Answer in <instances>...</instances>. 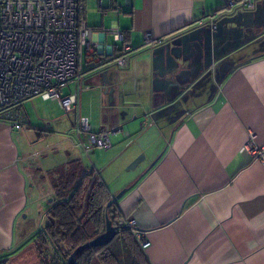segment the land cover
<instances>
[{
    "label": "crops",
    "instance_id": "0c3cea01",
    "mask_svg": "<svg viewBox=\"0 0 264 264\" xmlns=\"http://www.w3.org/2000/svg\"><path fill=\"white\" fill-rule=\"evenodd\" d=\"M229 1H81L95 55L80 49V82L64 89L74 105L33 95L0 114V264L37 254L48 197L54 203L63 186L80 183L86 193L95 179L111 198L126 189L114 205L149 242L150 264H264V165L244 149L264 146V0L247 16L240 47L155 82L150 40L224 13ZM104 59L108 85L92 76ZM80 117L93 131L120 128L109 148L84 150Z\"/></svg>",
    "mask_w": 264,
    "mask_h": 264
},
{
    "label": "built area",
    "instance_id": "2783aa9c",
    "mask_svg": "<svg viewBox=\"0 0 264 264\" xmlns=\"http://www.w3.org/2000/svg\"><path fill=\"white\" fill-rule=\"evenodd\" d=\"M230 2L237 8L255 7V0ZM111 32L115 41L122 42L120 51L129 52L122 32ZM91 35L78 0H0V114L33 95L56 100L61 108L70 109L75 100L64 89L71 82H80V49L85 47L95 55ZM145 38L150 40V35L145 34ZM115 61L122 66L124 59L120 55ZM119 129L93 131L86 117L77 123V130L87 135L85 151L109 148V134ZM244 149L264 165V146L249 141ZM125 222L135 227L133 220ZM136 237L143 248L148 246L139 231Z\"/></svg>",
    "mask_w": 264,
    "mask_h": 264
},
{
    "label": "trees",
    "instance_id": "16d2710c",
    "mask_svg": "<svg viewBox=\"0 0 264 264\" xmlns=\"http://www.w3.org/2000/svg\"><path fill=\"white\" fill-rule=\"evenodd\" d=\"M82 0H78L79 12ZM111 194L95 179L88 191L82 183L63 186L48 210V223L36 243L39 264H66L68 255L79 245L105 229V214L117 227L114 238L101 247H91L77 255V264H150L136 237L115 205L107 207ZM51 252L44 254L43 249Z\"/></svg>",
    "mask_w": 264,
    "mask_h": 264
},
{
    "label": "water",
    "instance_id": "95a60500",
    "mask_svg": "<svg viewBox=\"0 0 264 264\" xmlns=\"http://www.w3.org/2000/svg\"><path fill=\"white\" fill-rule=\"evenodd\" d=\"M253 9L237 8L234 3L229 1L227 11L224 13H215L206 21L199 22L196 26L180 31L166 40L163 38L150 40L155 43L152 49L153 64L158 69V76L155 82L159 83L160 77L166 79L168 73L183 67L185 62L190 60L202 61L204 67H211L225 53L240 47L241 36L245 35L248 27L246 23L248 21L247 16L256 13ZM220 45L223 46L220 47ZM228 46H230L229 49ZM109 62L110 60L104 59L92 67V76L101 77L105 85L109 83L107 79L108 71L111 68ZM242 63L237 64V67ZM175 76V73L171 74V78H175ZM138 159L134 160L132 165ZM125 192L126 189H123L112 196L107 207L115 204ZM117 229V227L113 226L108 214H105L104 231L91 240L77 246L68 255L66 264H77V255L87 248L107 245L116 235ZM135 230L141 231V229L137 228Z\"/></svg>",
    "mask_w": 264,
    "mask_h": 264
},
{
    "label": "rangeland",
    "instance_id": "374dc122",
    "mask_svg": "<svg viewBox=\"0 0 264 264\" xmlns=\"http://www.w3.org/2000/svg\"><path fill=\"white\" fill-rule=\"evenodd\" d=\"M50 198L51 197H48L47 200L44 203V205L46 207H48V206L50 207L53 204V202L50 201ZM43 252H44V254H48L49 252H51V249L44 248ZM15 257L16 258H12V260H9V262L7 264H23V262H24V264L39 263L38 255L36 254L34 249H32V250L31 249H28V250L26 249V251H24L23 254L21 253L20 257L19 256H15ZM31 257H37V261L32 263V258ZM28 258L30 259L29 261H27Z\"/></svg>",
    "mask_w": 264,
    "mask_h": 264
},
{
    "label": "flooded vegetation",
    "instance_id": "af4514ba",
    "mask_svg": "<svg viewBox=\"0 0 264 264\" xmlns=\"http://www.w3.org/2000/svg\"><path fill=\"white\" fill-rule=\"evenodd\" d=\"M39 264V263H38Z\"/></svg>",
    "mask_w": 264,
    "mask_h": 264
}]
</instances>
